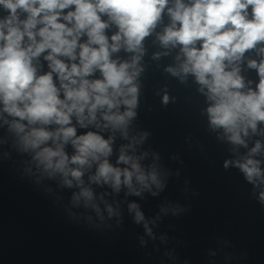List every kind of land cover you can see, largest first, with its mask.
I'll return each mask as SVG.
<instances>
[{"label": "clouds", "instance_id": "obj_1", "mask_svg": "<svg viewBox=\"0 0 264 264\" xmlns=\"http://www.w3.org/2000/svg\"><path fill=\"white\" fill-rule=\"evenodd\" d=\"M165 15L168 23L156 32ZM154 32L162 48L178 50L166 71L199 85L210 127L247 148L249 130L264 124V0H0V128L30 157L29 172L77 189L71 203L101 220L104 212L121 216L119 202L107 196H156L165 187L159 157L148 162L142 149L149 133L132 131L144 42ZM250 51L259 57L246 61L258 76L254 88L241 74ZM117 139L124 143L114 153ZM261 148L257 141L224 167L261 189L264 204V168L254 158ZM105 186L110 191L96 192ZM128 212L153 235L156 220L138 203H128Z\"/></svg>", "mask_w": 264, "mask_h": 264}]
</instances>
